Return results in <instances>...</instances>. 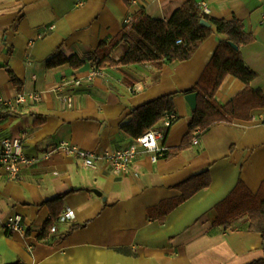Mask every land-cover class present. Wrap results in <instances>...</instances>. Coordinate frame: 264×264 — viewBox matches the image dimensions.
<instances>
[{"label": "crops", "instance_id": "0c3cea01", "mask_svg": "<svg viewBox=\"0 0 264 264\" xmlns=\"http://www.w3.org/2000/svg\"><path fill=\"white\" fill-rule=\"evenodd\" d=\"M186 1L0 0V98L41 93L40 101L13 104L0 115V134L22 136L24 153L35 159L15 178L0 166V264H249L264 257V242L250 229L247 216L226 229L213 225L215 205L239 179L254 193L264 180V107L254 109L248 121L214 123L198 144L165 157L180 145L192 118L184 91L197 84L226 36L212 26L213 33L186 61L105 67L89 77L95 67L88 61L91 52L101 42L109 43L134 13L143 9L167 20ZM194 1L204 3L212 18H238L254 35L241 52L256 73L251 87L264 94V0ZM56 50L86 63L78 69L68 64L48 68L46 62ZM121 54L117 47L111 56L117 60ZM9 70L18 84L11 81ZM70 77L81 84L71 87L73 102L68 106L52 88ZM243 87L227 75L214 98L228 106ZM170 93H176V120L165 128V151L155 162L141 153L128 172L117 175L104 160L86 167L77 157L52 151L61 142L99 152L127 148L133 137L121 126L130 120V111ZM206 170L208 187L162 221L147 218L149 207L181 195L175 185ZM61 194V203L52 208H71L74 215L59 225L56 217L51 233L45 229L51 218L46 202ZM13 214L22 216L26 232L5 231L4 223ZM72 225L78 227L69 231Z\"/></svg>", "mask_w": 264, "mask_h": 264}, {"label": "trees", "instance_id": "16d2710c", "mask_svg": "<svg viewBox=\"0 0 264 264\" xmlns=\"http://www.w3.org/2000/svg\"><path fill=\"white\" fill-rule=\"evenodd\" d=\"M201 19L208 21L211 26L202 25ZM212 26L218 33L225 35L226 39L216 47L197 84L184 91V93L197 92V108L192 111L188 131L180 145L167 150L166 158L175 157L189 148L194 130L200 129L203 133L214 123H231L235 119L248 121L252 119L251 113L254 109L264 107V94L255 91L250 84L256 73L246 65L241 52V47L251 43L254 35L246 32L243 22L238 18H212L203 13L194 0H187L167 20L153 18L143 9L137 11L109 43L101 42L91 52L88 60L96 68L145 62L161 67L165 62L186 61L213 33ZM117 47L122 49V54L115 60L111 53ZM85 63L78 56L66 57L60 50H56L47 60L46 66L53 68L68 64L71 68L78 69ZM227 75L239 79L244 83V87L231 99L228 106H222L215 100L214 95ZM9 76L14 84H18L17 78L10 70ZM175 94H165L133 108L130 111V120L121 126V130L134 138L155 126L166 113H175ZM39 123L40 121H35V124ZM210 183L208 170L189 177L174 186L181 192L179 197L164 199L157 205L149 207L147 218L162 221L175 207L200 189L208 187ZM64 196L65 194H61L46 202L51 212V218L45 224L46 230L50 229L61 212V209L52 208V204H60ZM214 208L216 211L214 226L226 229L237 219L247 216L250 229L258 232L264 242V222H260L264 214V180L254 193L239 179L233 189ZM76 227L78 226L72 225L69 231ZM249 264H264V257Z\"/></svg>", "mask_w": 264, "mask_h": 264}, {"label": "built area", "instance_id": "2783aa9c", "mask_svg": "<svg viewBox=\"0 0 264 264\" xmlns=\"http://www.w3.org/2000/svg\"><path fill=\"white\" fill-rule=\"evenodd\" d=\"M203 13H208V8L204 3L200 4ZM129 21V20H128ZM127 21V22H128ZM102 68L94 67L90 72L89 77L99 75ZM81 80L76 77L62 78L57 83L52 91L56 96L62 99L68 106L73 102V94L71 87L79 86ZM131 89V88H130ZM41 100L40 92L25 93L19 92L14 98H0V115L4 108L13 104H21L26 101L38 102ZM264 121V115L260 117ZM176 120L175 113H166L161 119L162 125L153 126L137 137H134L131 144L124 149L115 151H94L85 150L77 145L67 142H61L52 148V151H59L67 156L77 157L81 160L82 164L86 167H95L99 160L107 162L114 174L120 175L129 171L131 165L135 162L141 153L149 154L152 162L157 161L165 151V147L162 141L165 138V128H169ZM202 132L200 129H196L192 133L191 144L196 145L199 143V139ZM23 137H7L0 134V166L4 167L8 176L15 178L19 171L32 164L35 159L29 157L24 153L23 149ZM74 215V210L67 208L57 216V222H65L71 220ZM3 228L5 231H19L26 232L24 220L20 214H13L7 218ZM56 231V224H53L49 232Z\"/></svg>", "mask_w": 264, "mask_h": 264}, {"label": "water", "instance_id": "95a60500", "mask_svg": "<svg viewBox=\"0 0 264 264\" xmlns=\"http://www.w3.org/2000/svg\"><path fill=\"white\" fill-rule=\"evenodd\" d=\"M200 23L202 25H205V26H211L210 23L208 21H206L205 19H201ZM184 99L187 102V104L189 105L191 111L196 110V108H197V92L196 91H191V92L185 93Z\"/></svg>", "mask_w": 264, "mask_h": 264}, {"label": "rangeland", "instance_id": "374dc122", "mask_svg": "<svg viewBox=\"0 0 264 264\" xmlns=\"http://www.w3.org/2000/svg\"><path fill=\"white\" fill-rule=\"evenodd\" d=\"M62 221H58V225L61 224Z\"/></svg>", "mask_w": 264, "mask_h": 264}]
</instances>
